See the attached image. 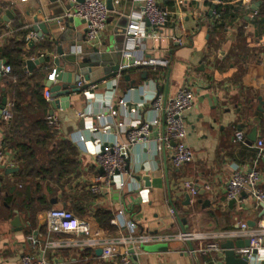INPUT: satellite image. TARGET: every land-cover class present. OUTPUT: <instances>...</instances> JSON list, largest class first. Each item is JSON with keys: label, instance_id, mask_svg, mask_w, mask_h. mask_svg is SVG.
Returning <instances> with one entry per match:
<instances>
[{"label": "crops", "instance_id": "1", "mask_svg": "<svg viewBox=\"0 0 264 264\" xmlns=\"http://www.w3.org/2000/svg\"><path fill=\"white\" fill-rule=\"evenodd\" d=\"M69 2L0 0V22L7 30L0 36V55L14 34L16 22L30 30L29 36L34 26L47 23L48 34H43L33 47L26 40L28 50L23 69L25 78L39 75L38 83L44 88L43 94L50 91L47 81L54 65L47 60L45 65L30 73L26 70V62L46 55L52 60L56 56L57 40L67 49L70 44L76 42L79 45L84 39L86 26L83 21L74 19L71 22L66 17ZM138 5H134L133 0H121V5L110 12L107 29L98 47L110 59L118 55V49H123V33L132 10ZM160 6L170 13V18L167 26L159 30V39L149 41L148 46L154 50L151 55L169 59L166 70L135 69L128 73L130 83L124 76L112 78L96 88L72 95L75 114L61 122L62 131L56 137L35 126L32 118L36 114L42 117L37 109L34 113L21 114L23 123L13 136L14 140H11L13 137L9 139V125L13 121L5 123L0 120V149L5 156L0 170V264H21L22 257L30 253L27 236L46 237L48 210L42 200L51 208L68 205L72 210L81 205L92 215L98 209L106 210L113 217L109 225L116 230L111 237L125 236L130 232L136 235L177 234L183 231V220L187 221L185 230L213 234L236 229L240 222L255 223L254 229L260 223L264 225V212L246 194L243 195L246 198L244 204L235 203L233 207L226 195L227 182L234 173L245 174L252 170L264 173V160L255 148L258 137L264 134V0H160ZM213 7H216L214 12ZM6 12L12 13V21H3ZM214 13L220 14V18ZM174 37L180 38L182 44L174 42ZM45 41L50 43V50L42 49ZM0 62L6 63V59L0 57ZM6 66L2 67L0 77V107L3 99L7 104L12 102L11 95H5L10 83L15 82L10 74H5ZM102 75L101 68L95 69L90 74V83ZM185 86L195 92L194 106L185 113L186 145L194 154L193 161L175 169L169 150L156 152V139L163 133V126H154L149 143L136 144L126 153L125 171L118 173L109 187L102 186L101 191L95 193L92 187L101 174L94 157L95 148L127 142L126 136L117 134L116 127L108 120L98 119L109 115L107 105L112 101L118 110L115 122L151 121L162 118L151 108L155 95H161L166 102ZM33 88L34 84L30 85L29 91ZM121 100L128 102L127 107L118 106ZM28 101L24 107L28 106ZM136 106L140 111L133 114L132 109ZM99 126L98 133L93 134L91 130ZM255 129L256 138L253 137ZM239 131L245 135L244 144L235 141V134ZM19 133H33V140L27 141L33 147L27 163L34 167L31 168L34 172L25 180L22 177L26 173L21 172L16 158L19 152L13 146L14 141H19L15 139H20ZM62 143H67L65 147L73 153L68 152L71 156L60 159L65 166L72 167L71 173L62 178L66 183L64 193L73 200L68 204H64L63 189L55 184L61 180L60 175L57 172L51 175L39 173L40 167H50L62 152L64 154L66 148ZM185 181L193 182L199 189L198 196L189 203L183 190ZM260 189L264 191V178ZM113 221L117 226H113ZM95 225L100 227L97 222ZM56 238L72 245L47 253L48 260L60 264H119V256L125 252L124 247L118 246L116 258L105 260L96 254L99 248H92L88 253L95 252L97 259L94 261L87 256L82 260L84 248L75 245L87 237L68 234ZM246 240L233 239L234 242ZM221 241L222 244L226 242ZM168 246L166 252L143 251L138 257L139 264H210L211 256L200 255L195 259L187 244L170 243Z\"/></svg>", "mask_w": 264, "mask_h": 264}, {"label": "built area", "instance_id": "2", "mask_svg": "<svg viewBox=\"0 0 264 264\" xmlns=\"http://www.w3.org/2000/svg\"><path fill=\"white\" fill-rule=\"evenodd\" d=\"M27 1V0H23ZM72 8L68 11L66 17L78 19L84 22L86 34L84 43L89 48L99 47L102 37L107 29L110 11L107 7V0H69ZM134 5L139 4L138 8L132 10L129 22L124 31L125 44L121 51L122 64L120 68V79L124 70L134 68H150L152 70H166L170 61L166 56L158 57L151 55L154 51L148 46L149 41L159 39V30L165 28L168 24L170 13L160 6V0H133ZM114 7L121 5V0H113ZM247 7V6H246ZM257 13H255L256 15ZM217 18L220 14L214 13ZM149 24L150 26L148 27ZM34 35L27 37V42H31ZM174 42L182 44L180 38L174 37ZM129 60H134L132 65ZM5 74L12 73L10 66L4 69ZM50 80H55V74L49 76ZM118 81H116L117 83ZM84 82L78 84L82 87ZM95 88V87H94ZM48 103L53 102L49 90L44 92ZM195 103V92L191 87H183L176 96L164 102L161 95L156 94L153 98L151 108L162 118H155L151 121H142L140 119H131L129 122H115L118 110L115 109L112 101L107 105L109 115H102L99 120H108L114 125L117 134H124L127 142H117L105 146L98 145L94 151L96 165L102 170V174L95 179V185L92 190L99 193L102 186L109 187L114 183L116 175L125 171L126 153L136 144L149 143L150 134L154 126H163V133L156 139V152H171L172 166L180 169L189 164L194 159L192 150L186 145L188 136L185 124V113L193 108ZM128 102L121 100L119 107H127ZM14 104L8 103L2 114V121L11 123L14 119ZM140 107L132 109L133 114H138ZM136 117V116H135ZM48 125L53 131L60 133L62 131L61 120L56 115L46 117ZM99 127H94L91 132L98 133ZM84 140V139H83ZM235 141L245 143V135L242 131L235 134ZM259 156L264 160V134H261L255 144ZM5 162V156L0 149V170ZM264 173L252 170L248 173L236 172L227 182L226 195L227 201L244 204L243 195L251 199L257 208L264 212V191L260 189L263 182ZM183 190L194 199L198 196L199 189L191 181L183 183ZM209 190V187H208ZM172 213H174L172 211ZM117 226V222H112ZM47 235H29L26 241L30 245V253L22 257L21 264H60L56 261L47 259V253L59 251L61 249L71 248L72 245L66 241L57 240L59 235H75L76 237H87L75 245L84 250L99 248L102 250V258L110 260L116 258V247L122 246L125 252L119 256V264H139L138 257L144 251V246L169 245L170 243H182L190 246V254L197 259L198 256H211L210 264H225V250L222 249L221 240H233L247 238L250 240V247L237 249L236 255L240 258H246L248 264H264V225L260 223L258 228H251L247 222H240L238 228L222 233H208L201 230H185L177 234H134L106 236L101 232L92 233L91 225L88 221L77 218L72 212L65 208H54L46 213ZM256 252V253H254ZM0 253V261L2 259Z\"/></svg>", "mask_w": 264, "mask_h": 264}, {"label": "water", "instance_id": "3", "mask_svg": "<svg viewBox=\"0 0 264 264\" xmlns=\"http://www.w3.org/2000/svg\"><path fill=\"white\" fill-rule=\"evenodd\" d=\"M219 1V0H217ZM83 2V0H80ZM107 7L110 12L114 11L113 0H107ZM72 6L68 8L71 9ZM253 9H257L254 7ZM216 10V7H213L212 12ZM211 12V13H212ZM14 19L11 12H6V17L4 18V22H10ZM74 22V19L70 20ZM48 22V21H47ZM84 23V22H83ZM148 27L150 26L147 24ZM32 34H37L36 37L32 39L30 42V46L33 47L39 39L43 37V34H48L47 23L39 24L34 26L32 29ZM85 38V37H84ZM84 40H81L79 45L75 42L74 44H70V46L65 49L60 45V40L55 42L57 47L56 56L51 60L50 55H46L45 57H40L39 59L29 60L26 62V70L28 72H33L34 68L40 67L46 64L47 60L50 61L55 67L52 74H55V80H50L48 77L47 86L50 89L51 96L53 98V102L51 103L50 115H55L58 113V118L61 122L66 121L67 118H73L75 114L73 111V106L71 105V96L75 94H80L84 91H87L89 88L98 87L102 83L109 82L112 78H117L120 75V68L122 64V56L121 50L118 49L117 56L115 55L110 59L104 53H101L100 49L89 48ZM64 41V39H63ZM134 60H129L128 64L132 65ZM5 62H0V77L2 76V67L5 66ZM108 67L110 69H106ZM101 68L103 75L99 77L96 82L90 83L91 76L95 69ZM132 70H124L122 74L124 75V79L126 82L130 83L129 71ZM87 70V73H86ZM144 79L147 77L143 76ZM89 83V85H84L79 87L78 84L80 82ZM261 103H263L261 101ZM7 105V100L3 99L2 106L0 107V120H2V114L5 106ZM257 130L255 129L253 132V137L256 138ZM101 170V174H102ZM190 196L187 195V202H190ZM235 205V201L230 202V206L233 207ZM184 226L187 224L186 220H183ZM183 226V231H185V227ZM251 228L256 226L255 223L249 224ZM222 249L225 250V264H248L246 258H240L236 255L237 249H243L250 247V240L234 242L233 240H228L221 245ZM143 250L145 252H166L169 250L168 245H155V246H144ZM102 250H97L96 254L98 257L102 256ZM256 253V252H254Z\"/></svg>", "mask_w": 264, "mask_h": 264}, {"label": "trees", "instance_id": "4", "mask_svg": "<svg viewBox=\"0 0 264 264\" xmlns=\"http://www.w3.org/2000/svg\"><path fill=\"white\" fill-rule=\"evenodd\" d=\"M14 34L10 37V39L7 41L6 46L4 49L1 50L0 57L6 59V64L7 66H10L12 69V73L10 74L11 78L15 79V82L10 83L8 86V93L5 95L7 97L8 94L11 95L12 98V103L14 104L13 108V113H14V119L13 122L9 125L10 126V131H9V139L12 138L16 131L20 128V125L23 123L21 121V114L27 113H34L35 109L39 110L42 114V117H40L39 114H36L35 118H32V120H35V126L41 131L44 132L48 135L51 133L53 136L56 137L55 131L53 132L52 128L48 125L46 117L50 113V103L46 101L44 98L43 90L44 88L41 86V83H38V76L39 75H34L31 78H25L23 75V69L25 66L24 59L27 56V50H28V43L26 42L27 37L29 36L30 30L25 29L22 24L16 22L14 24ZM7 30L4 29L3 25L0 22V36L3 33H6ZM48 42H44V45L42 49L44 50H50ZM130 73L132 71H129ZM124 76V75H123ZM42 77V76H41ZM124 78V77H123ZM34 84V88L32 91H29L30 85ZM28 97L30 98V101H28ZM28 101V106L24 107V103ZM29 119V118H28ZM55 133V134H54ZM20 134V139H15L19 140L18 142L14 141V149L18 151L17 155V162L20 165L21 172L26 175L22 177L23 180L30 178V176L33 175V170L31 168H34L33 166H30V164L27 163V160L29 158L30 152H32V145H30L27 141L29 139L33 140L32 136L33 133L24 135ZM60 135V134H59ZM52 136V135H51ZM14 140V137L11 139ZM62 146H68L67 143H62ZM65 152L61 153V155L56 158V161L50 166V167H43L39 169V173H44V174H53L57 172L60 175V181H57L55 184L59 186L60 188L63 189V194H64V199L65 203L68 204V201H72L71 196L66 195L65 192V187L64 185L66 183L62 182V178L68 174L71 171V166H65L63 161H60L61 158H65L67 156L73 155L71 149L69 147H65ZM71 154H69V153ZM28 156H26V155ZM71 173V172H70ZM69 173V174H70ZM42 174V175H44ZM22 183H25L22 181ZM61 184V185H60ZM58 187V188H59ZM39 188V186H38ZM57 198V197H54ZM43 204H45L46 210H51V206L48 205L46 206V202L44 200ZM58 201V200H57ZM59 204V201H58ZM66 210L72 212L77 218L81 220L88 221L91 225V231L92 233H97V232H103L101 229L106 230L108 233H104L108 236H111V234H115L116 230L114 227L109 225L110 220L113 218L111 213L105 212L106 210L104 209H98L93 215L86 210L83 206L81 205H76L74 209H70L69 206L64 207ZM96 222L99 224L100 227H96ZM110 233V234H109ZM90 249L82 251V260L85 259V257L89 256L92 259H97L95 252L93 253H88ZM94 264V263H92ZM96 264V263H95Z\"/></svg>", "mask_w": 264, "mask_h": 264}, {"label": "rangeland", "instance_id": "5", "mask_svg": "<svg viewBox=\"0 0 264 264\" xmlns=\"http://www.w3.org/2000/svg\"><path fill=\"white\" fill-rule=\"evenodd\" d=\"M57 208H63V206L61 205V206H59V207H57ZM54 209V208H53Z\"/></svg>", "mask_w": 264, "mask_h": 264}]
</instances>
